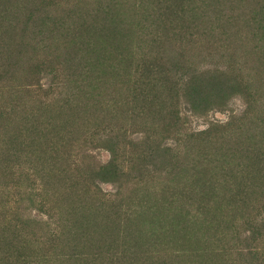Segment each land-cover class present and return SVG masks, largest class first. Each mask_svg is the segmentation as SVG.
<instances>
[{"label":"rangeland","instance_id":"rangeland-1","mask_svg":"<svg viewBox=\"0 0 264 264\" xmlns=\"http://www.w3.org/2000/svg\"><path fill=\"white\" fill-rule=\"evenodd\" d=\"M0 264H264V0H0Z\"/></svg>","mask_w":264,"mask_h":264},{"label":"trees","instance_id":"trees-1","mask_svg":"<svg viewBox=\"0 0 264 264\" xmlns=\"http://www.w3.org/2000/svg\"><path fill=\"white\" fill-rule=\"evenodd\" d=\"M220 79V78H219ZM215 80V81H211L207 83V86H205L206 88H208V94H207V98H205V95H203V93L198 89L199 86H201V80H199L198 82H195L194 85H192V89H190V93H188V96L191 98H193V96H197L199 102L201 104H208L210 103L214 96L209 95V92H214V93H224L226 88L232 92L235 89H233V87H230L229 84L226 83H222L221 79L219 80ZM192 90V92H191ZM222 96V95H221ZM220 96V97H221ZM207 105H204V107H206Z\"/></svg>","mask_w":264,"mask_h":264}]
</instances>
